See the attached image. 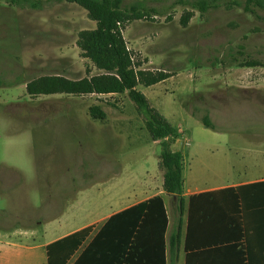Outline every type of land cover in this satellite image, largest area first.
<instances>
[{
    "label": "rangeland",
    "instance_id": "obj_1",
    "mask_svg": "<svg viewBox=\"0 0 264 264\" xmlns=\"http://www.w3.org/2000/svg\"><path fill=\"white\" fill-rule=\"evenodd\" d=\"M136 1L153 11L125 23L126 45L139 68L170 74L164 82L138 84L137 89L174 127L183 129L171 148L181 152L186 180L210 177L212 168L226 171V145L235 148L227 173L248 171L246 154L251 146L246 139L264 138V11L253 6V12L245 10L244 0H219L202 13L176 0H123V5ZM30 2L18 6L0 0V177L17 181L8 185L15 188L10 189L12 195L24 193L34 200L32 181L46 186L47 212L66 204L71 194L97 184L94 193L89 191L88 198L78 201L97 207L106 198L102 186L106 177L98 174V165L110 163L115 190L120 189L118 178L135 187L145 170L151 174L154 166L159 168L154 153L159 154L160 146L152 142L126 93H26L25 81L40 75L79 78L98 72L76 45L78 31L95 26L87 11L69 0ZM186 11L192 16L183 26L180 17ZM247 58L260 64H237ZM92 104L104 106L105 120L87 121ZM24 113H30L34 123L55 118L59 126L54 132L35 133L28 146L20 134ZM203 115L218 129L205 127L200 121ZM15 130L20 135L9 140ZM203 147L212 148V158ZM145 152L151 159L143 156ZM263 161L258 159L257 164ZM3 162L11 167L3 168ZM7 183H0V188ZM26 211L31 213L32 208Z\"/></svg>",
    "mask_w": 264,
    "mask_h": 264
},
{
    "label": "crops",
    "instance_id": "obj_2",
    "mask_svg": "<svg viewBox=\"0 0 264 264\" xmlns=\"http://www.w3.org/2000/svg\"><path fill=\"white\" fill-rule=\"evenodd\" d=\"M169 77L159 82H164ZM93 94L96 93L88 95ZM100 106L103 109L104 106ZM41 116V113L37 115L39 121ZM121 116L118 115V120L123 119ZM22 118L23 127L20 134L26 139L28 146L33 143L35 133H42L45 130L54 132L59 126L55 118L45 117L43 121L37 123L30 121L32 118L30 113H24ZM90 118L94 119L88 112L87 121ZM105 119L106 116L104 119L94 120ZM63 125L68 130V124ZM177 130L178 133L183 131L179 126ZM20 134L9 136V140ZM246 140L251 146L246 154V161L250 163L246 172L244 170L242 173L230 171V174L227 173V170L233 167L231 154L235 148L231 145H224L223 150V157L228 162L225 165L226 171L212 168L210 177H203L200 181L194 177L186 180L182 166L181 216L177 210L179 199L164 192L163 170L156 166L151 174L145 170V176L135 187L126 186L125 182L118 178L116 182L120 189L115 190L110 163L98 165L96 168L98 174L106 177L102 184L106 190V198L100 205L91 208L78 203L81 196H87L89 191L94 193L99 188L97 184H92L89 188H82L80 192L71 194L66 204L48 212L44 205L47 198L46 186L41 187L38 181H32L36 199L34 200L24 193L12 195L10 189L15 188L8 185H13L17 181L0 177L1 184L8 182L5 184L7 186L0 188L3 191L0 194L3 197V205L0 206V264H48L46 253L48 243L92 225L90 235L65 262L73 264L110 215L156 194L163 198L167 218L163 232L165 264H264V161L257 164L258 159H264V138ZM152 142L159 144L158 140ZM203 150L210 158L214 155L210 147H203ZM143 156L151 159L148 152ZM154 160L157 164L156 153ZM2 164L3 168L11 167L6 162ZM244 167L246 168V165ZM29 207L32 208V212H25ZM178 224L179 242L171 250L169 241ZM159 245L157 241L154 251ZM146 256L138 249L128 255V258L131 264H146ZM155 256V253L148 256L150 264H157Z\"/></svg>",
    "mask_w": 264,
    "mask_h": 264
},
{
    "label": "trees",
    "instance_id": "obj_3",
    "mask_svg": "<svg viewBox=\"0 0 264 264\" xmlns=\"http://www.w3.org/2000/svg\"><path fill=\"white\" fill-rule=\"evenodd\" d=\"M18 6L31 4L30 0H6ZM87 11L95 22L89 29L77 33L76 45L83 57L89 59L97 73L79 78H69L63 74H45L25 81V91L29 96L49 94L82 95L89 93H126L143 117L144 127L152 140L159 141L158 166L163 170L162 188L165 193L177 196L179 215L182 214V155L172 150L171 144L178 137V130L161 113L152 107L146 96L137 89L138 84L149 86L169 77L163 70L155 71L139 68L122 35L125 23L149 16L152 9L140 2L123 5V0H69ZM219 0H176L175 3L198 9L201 13L215 6ZM251 6L264 11V0H244V9L253 12ZM192 16L186 11L180 17L185 26ZM239 66H256V59L238 61ZM90 117L104 119L106 113L99 104L88 108ZM202 124L218 129L208 115L200 117ZM167 225L165 207L161 195H154L119 212L110 215L90 239L73 264H131L128 255L140 249L148 256L155 253L157 264L164 262L163 232ZM144 229L146 234H144ZM92 225L73 231L46 245L48 264H65L67 259L90 235ZM180 238V225L170 238L172 250ZM160 244L155 248L156 243ZM141 245H140V243ZM150 254V255H149ZM121 262V263H120Z\"/></svg>",
    "mask_w": 264,
    "mask_h": 264
}]
</instances>
